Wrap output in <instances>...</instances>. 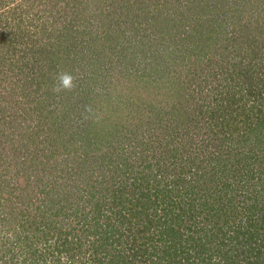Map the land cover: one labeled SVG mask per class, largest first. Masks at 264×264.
I'll list each match as a JSON object with an SVG mask.
<instances>
[{"label": "rangeland", "instance_id": "1", "mask_svg": "<svg viewBox=\"0 0 264 264\" xmlns=\"http://www.w3.org/2000/svg\"><path fill=\"white\" fill-rule=\"evenodd\" d=\"M78 1L79 10L75 0H0V264H76L79 250L86 260L76 243L85 228V243L97 240L87 249L102 262L110 251L124 256L117 264H173L159 255L184 242L208 247L198 251L207 264L249 258L255 230L264 236V204L240 201L236 175L199 187L196 177L205 171L201 142L215 135L228 134L230 149L264 155L256 124L264 66L242 69L237 52L228 60L220 37L232 24L257 34L264 0ZM61 72L76 87L57 94ZM244 175L242 194L264 188V172ZM146 193L154 200L147 215ZM85 197L124 217L113 212L105 229L93 228L91 213L78 230L71 209L87 205ZM208 212L210 230L197 245ZM24 234L28 260L12 251Z\"/></svg>", "mask_w": 264, "mask_h": 264}, {"label": "trees", "instance_id": "2", "mask_svg": "<svg viewBox=\"0 0 264 264\" xmlns=\"http://www.w3.org/2000/svg\"><path fill=\"white\" fill-rule=\"evenodd\" d=\"M75 1H76L77 10L81 9L80 8L81 2H79L78 0H75ZM235 26L236 25L232 24L231 29L233 30V32L231 34H227V32H226L222 36L219 32L220 37H221L222 48H223V51L226 53L228 60L241 58L239 60V63L241 64L242 69H250V70L258 69V70H261L260 64H262L264 66V25L260 26V27L258 26L259 32L257 34H252V33L249 34L248 33L247 35H245V31L247 30L246 28L243 29L242 31H240ZM201 34L202 33H200L198 36L195 33V35L198 37L199 41L206 39L205 38L206 36H203ZM202 37H204V38H202ZM220 37L218 35L215 37V39H214L215 43H218V41L220 40ZM206 45H207V43H206ZM219 48H220V46H219ZM219 48H216V46H215V49H214L215 52H218ZM193 49H195V50L197 49L196 51H197V54L199 55V57L202 54L203 61H204V55L206 52H203L204 50H202V48H200V47L196 48L194 46ZM235 52L238 53V55L240 56L239 58L234 57ZM214 54H217V53H214ZM258 70H257V72H258ZM255 72H256V70H255ZM241 76L243 77V75H241ZM245 85H246V88L248 89V91H250V93H251L253 83L247 81L245 83ZM239 87H240V85H239ZM240 88L242 89V87H240ZM256 105L257 106L259 105L258 107L261 108L260 104H256ZM252 107L255 108V105ZM262 111L264 113V106H262ZM247 116L250 118L249 113L247 114ZM258 120L256 121V124H258L260 126H264V119L258 118ZM219 132H223V130L221 129ZM230 132L233 134L235 131L230 130ZM226 135H228V134H225L222 136H219V135L212 136L211 139L208 140L207 143H205V145H203V143L201 142V145L204 146V150H203L201 158L204 159L206 162H205L204 173H199L198 176L196 177L197 186L199 187L201 184H205L207 179H210L209 182H214V180H218V179L224 181V180H228V176L236 175V176H234V178L236 179L237 184H240V186H241L239 188V191H236V192H239L238 196H239L240 201L241 202H249L250 200H252L255 203L258 202V203L264 204V188L260 187V189H258V187L256 185L252 184L251 186L253 189L251 190V193L250 194H242L243 187L246 184H249L248 181L246 182V176L244 174H247V172H249L250 175L252 176L255 169H257L259 174L264 172V155L261 158L256 157V156H252V155H248L249 153L248 152H246V153L242 152L238 145L236 146V148L232 147L230 149L229 148L230 145H229L228 140L226 139ZM106 139H108V138L105 137V140ZM103 142H106V141H103ZM82 148L88 149L89 147H88V145L82 144L81 149ZM85 153L86 152H84V154ZM97 165H99V164H97ZM99 166H101V165H99ZM77 172H79L81 177H84L83 181L85 182V184L88 183L90 178L85 174V172H83V171H77ZM154 181H157V180H154ZM114 195L116 198L117 194H114ZM145 196H146V199H143L142 201H145L146 207L144 208L145 209L144 213L147 215L149 208L153 207L152 204H154V202H153L154 200H152L150 198L151 195L149 193H146ZM81 197H83V195L80 196V198ZM87 199H88V197H85V200H84V203H86L87 205H83L80 208L77 207V208L71 209V215L76 218L74 221H75V224H77V226H78L77 227L78 230H80V228L83 229V227L86 226V224L88 222L86 220V217L88 216V214H91V213H92L91 221L93 224V228H96V227L102 228V226H104V229H105L106 226L102 223L103 222L108 223L107 221H108V219H111V217H112L111 214L113 212H115L113 215L118 217L119 219H122L124 217L122 215L121 209L118 211H113L110 214V216H107L104 213V208H103V206L105 204H102L99 201H95L94 204H92V202L88 203ZM142 201H138L135 204V206L140 205L142 203ZM235 211H237V210L235 209ZM60 212H62V211L60 210ZM209 214H210V212H208L207 216ZM71 215H69V216H71ZM205 218H206L205 222L207 224L201 225V229H199L201 231L194 234V240L197 243V245L200 244V242H199V240H196V239L205 236V232H206L205 228L207 229V231L210 230L208 228L210 226V220H209L210 217L208 216ZM66 219L68 220V218H66ZM167 228H169V227L167 226ZM261 229L264 232V228H261ZM259 230H255L256 238L254 239V236H253V240L249 243V246L247 248V252H249L251 254V255L248 254L247 256L251 259H249V258L245 259L244 258V261H242V259H240L239 262H237L236 264H242V263L243 264H264V247L261 244V242L263 241L262 237L264 238V236L261 234L262 232H260ZM22 232H25V230L23 229ZM86 232L87 231L85 228L81 234H76L77 235L76 236V243H77L78 248H81V249L85 248L86 249L85 253L87 254V258H86V260H81L82 258L80 259V255H78L80 253V250H79V251H76L74 253V254H76V258H71V263L91 264V261H92L95 263L99 262V264H101V263L106 264V262L110 263V264H117L120 260L124 259V256H122V258H121V256H119V255H112L109 251V252H107V255H109L111 257L109 259L107 256L105 258L103 257V259H107V260H106V262H104V261L102 262V260L100 258L95 257V256H97L96 251L91 250V249L90 250L87 249V246L89 243H90V246H93V245H95V243H97V240H96V242L94 240H92L91 242L85 243V240H84L85 238L82 235ZM96 233H99V232L96 231ZM251 239H252V237H251ZM27 240H28V237L26 234L20 235L19 239L16 240L17 243H15V245H13V249H12L13 253H18L19 255L23 256V259H25V260L30 259L32 256L31 255L32 250L29 251V247L26 245ZM48 240H49V238L46 240V242ZM184 241H188V240H184ZM184 243L187 246L185 249L181 248V249H174L173 251H171L169 249H171L172 247L171 246L167 247L166 251H162V255H159L160 261L168 260V262H171L173 264H189V263H191V264H205L206 260L207 261L210 260L209 257H204V255H202L201 252L200 253L198 252L200 248L202 251H204V249H207L208 247L198 246V251H197V250H195L196 247H194V246L190 247V245H192V244H190L188 242H184ZM253 243L255 245H257L258 253H256L251 248V245H253ZM99 246H101L104 249V251L107 248V246L104 244H100ZM57 249H60L59 246ZM47 250L49 251L48 247H47ZM244 252H245V250L242 249L241 254H243ZM40 253H42V255H47V258H48V253L46 251H43V249L40 251ZM198 253H199V255H198ZM35 254H36V252H35ZM210 255L211 254H208V256H210ZM135 256L136 255L133 254L132 256H128V258L135 259L134 258ZM191 257L193 258V260H190ZM212 257H213V255H212ZM123 264H128V262L125 261Z\"/></svg>", "mask_w": 264, "mask_h": 264}, {"label": "clouds", "instance_id": "3", "mask_svg": "<svg viewBox=\"0 0 264 264\" xmlns=\"http://www.w3.org/2000/svg\"><path fill=\"white\" fill-rule=\"evenodd\" d=\"M57 83L53 86V92L60 93L62 91H72L75 87L76 77L69 72H61L56 77ZM87 112H91L90 107H86Z\"/></svg>", "mask_w": 264, "mask_h": 264}]
</instances>
